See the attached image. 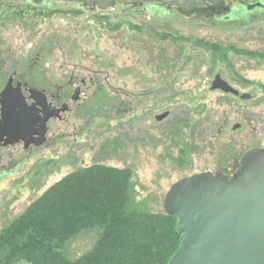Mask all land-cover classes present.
<instances>
[{
	"label": "rangeland",
	"instance_id": "rangeland-1",
	"mask_svg": "<svg viewBox=\"0 0 264 264\" xmlns=\"http://www.w3.org/2000/svg\"><path fill=\"white\" fill-rule=\"evenodd\" d=\"M57 6L46 9L49 12L44 17H35L31 10L34 18L27 22L30 40H17L14 43L23 42L21 48L14 46L4 54L29 60L40 52L46 60V75L53 82L60 68L62 85L71 76L97 75L96 90L76 98L78 104L85 103L79 113L87 118L75 119L68 109L49 133L50 137L54 131L62 135L50 144L51 150L57 148L64 156L74 144L79 162L63 158L52 174L34 178L39 161L53 157V151L42 149L41 140L35 142L28 178L21 179L20 166L18 174L0 179V233L49 187L79 168L103 164L130 169L134 203L142 211L164 213L165 196L175 182L192 174L229 168L246 149L264 147V63H252V71L244 72L253 81L245 92L258 86L256 94L246 100L208 84L210 74L216 72L213 44L237 43L239 48L264 52V8L254 13L253 19L242 16L243 23H213L147 7L118 6L92 13L76 6ZM169 57L177 70L174 97L167 102L138 101L133 96L138 83L165 75L161 64ZM236 59L237 69L247 64L238 56ZM166 109L171 110V116L158 123L154 114ZM177 121L181 128H176L179 136L172 145L162 138V132L164 127L174 131ZM237 123L241 127L234 130ZM108 141L109 147H101ZM97 230L85 229L70 241L65 252L71 261L93 248Z\"/></svg>",
	"mask_w": 264,
	"mask_h": 264
},
{
	"label": "flooded vegetation",
	"instance_id": "flooded-vegetation-1",
	"mask_svg": "<svg viewBox=\"0 0 264 264\" xmlns=\"http://www.w3.org/2000/svg\"><path fill=\"white\" fill-rule=\"evenodd\" d=\"M57 4L76 6L81 11H90L92 13L95 11H107L118 6L125 8L147 7L152 10L168 13L175 12V14H181L184 17H193L199 21L213 23L230 20L235 23H243L241 22L243 20L242 16H248L253 19V17L255 18L254 13H258L264 8V0H240L227 3V11L223 12L219 10L212 11L210 10V5H207L208 8L205 11L183 14L175 6H167L160 3H135L130 5L114 3L106 9H101L96 4L86 5L75 1L0 0V179L18 174L20 166L21 179L28 178L30 170L28 161L36 146L35 142L41 140L42 149L50 151V144L57 143L62 138V135L56 133V131L51 136L53 138L49 136L51 130L56 128L57 121L63 118L64 113L68 109L72 113L71 116H74L75 119H86L87 117L81 116L79 113V109H83L85 103L81 102L78 104L76 98L85 97L97 88L96 84L99 79L96 74H88L81 78L71 76L66 84L62 85L60 68L56 69L54 81L52 82L50 76L46 75L48 71L44 68L46 60L43 59L40 52H36L35 57L29 60L14 59L12 53L10 57L4 54V52H10L14 46L21 48L24 41L30 40V35L27 32L29 28L27 22H30V18H34L31 10L35 12V17H44V13L49 12L46 9L52 8L51 10H55L59 8L58 6L54 7ZM17 40H22L23 42L14 43ZM213 45L216 46L213 47L215 49L214 71L216 72H214V75L213 73L210 74L211 77L208 80L210 88L213 89L215 80L219 75H222L220 81L224 80L226 85H220L214 90L237 99L246 100L253 97L258 86L251 87L248 92H245V88L253 86V81L248 80L244 72L252 71L255 67L252 63H264V52L239 48L240 46L237 43H216ZM237 56L241 61H247V64L242 65L240 69L235 67V60H238L236 59ZM172 63V58L165 59L161 64V68L165 67L166 74L160 76L158 80L140 81L137 85L138 90L133 93V96L138 101L150 98L153 100L160 99L164 102L174 97L178 79L175 72L177 70H175L174 63ZM156 103L157 101L153 102L154 105ZM159 107L163 108V104ZM149 114H153V112ZM170 116L171 110L166 109L154 114V119L158 123H163ZM179 122L175 123L174 131H172L173 128L164 127L162 132V138L171 141L172 145L175 144V138L179 136L178 131H176V128H181V123ZM236 125H238L237 128H235ZM184 126L186 127L187 124H184ZM233 127L234 130H237L241 127V124L237 123ZM72 136L76 141L77 133L74 132ZM137 138H140V135ZM150 138L157 140L156 136H150ZM30 141L34 142L30 145ZM109 144L110 141H108L107 145L104 144L101 147L107 148ZM74 148L75 145L72 144L70 152L64 156H61L59 149H52L53 157L43 162L39 161L41 166H37L33 170V177H46L52 174L57 167L61 166L63 158L66 162H79L77 151ZM253 148L264 147L256 145L248 148L235 159L231 167L208 172L214 175L223 173L229 178L233 177L240 169L239 164L243 156ZM183 152L185 153V150ZM39 167L42 168L39 169Z\"/></svg>",
	"mask_w": 264,
	"mask_h": 264
},
{
	"label": "trees",
	"instance_id": "trees-1",
	"mask_svg": "<svg viewBox=\"0 0 264 264\" xmlns=\"http://www.w3.org/2000/svg\"><path fill=\"white\" fill-rule=\"evenodd\" d=\"M132 176L97 164L64 176L1 231L0 264H168L177 217L140 210ZM85 229H98L97 240L71 261L65 250Z\"/></svg>",
	"mask_w": 264,
	"mask_h": 264
},
{
	"label": "water",
	"instance_id": "water-1",
	"mask_svg": "<svg viewBox=\"0 0 264 264\" xmlns=\"http://www.w3.org/2000/svg\"><path fill=\"white\" fill-rule=\"evenodd\" d=\"M96 4L160 3L183 14L227 11L240 0H59ZM219 75L213 89L226 85ZM238 125L235 126L237 128ZM231 178L198 173L175 182L164 199V211L177 217L180 246L168 264H264V148L247 152Z\"/></svg>",
	"mask_w": 264,
	"mask_h": 264
}]
</instances>
